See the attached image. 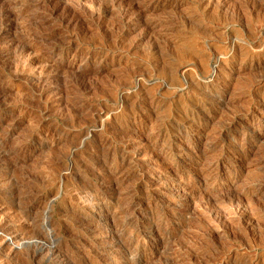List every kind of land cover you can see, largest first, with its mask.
<instances>
[{
  "label": "rangeland",
  "instance_id": "374dc122",
  "mask_svg": "<svg viewBox=\"0 0 264 264\" xmlns=\"http://www.w3.org/2000/svg\"><path fill=\"white\" fill-rule=\"evenodd\" d=\"M261 178L264 0H0V264H264Z\"/></svg>",
  "mask_w": 264,
  "mask_h": 264
},
{
  "label": "bare ground",
  "instance_id": "6f19581e",
  "mask_svg": "<svg viewBox=\"0 0 264 264\" xmlns=\"http://www.w3.org/2000/svg\"><path fill=\"white\" fill-rule=\"evenodd\" d=\"M128 2H129V1H128ZM105 4H106V3H105ZM130 7H131V6H130ZM124 11H125V10H124ZM128 11H129V9H128ZM4 20H5V19H4ZM14 21H15V20H14ZM15 43H18V42H15ZM9 45H10V44H9ZM15 45H16V44H14V48H13V49H17V48H15ZM20 45H21V44H20ZM17 46H18V45H17ZM17 46H16V47H17ZM19 47H20V46H19ZM28 48H29V47H28ZM28 48H27V49H28ZM30 48H31V47H30ZM13 49H12V50H13ZM24 49H25V48H24ZM17 50H18V49H17ZM19 50H20V49H19ZM29 50H31V49H29ZM20 51H22V53H23L24 50H20ZM25 51H26V50H25ZM26 52H27V51H26ZM14 54H15V53H14ZM24 54H25V52H24ZM24 54H23V55H24ZM205 74H206V73H205ZM168 83H169V82H168ZM115 91H116V90H115ZM123 100H124V99H123ZM179 131H180V130H179ZM173 132H174V131H173ZM177 132H178V130H177ZM15 161H16V160H15ZM201 176H202V175H201ZM261 179H263V178H261ZM263 180H264V179H263ZM112 185H113V184H112ZM86 194H87V193H86ZM87 195H89V194H87ZM93 198H94V196H93ZM95 198H96V197H95ZM99 199H100V198H99ZM88 200H90L89 197H88ZM92 200H93V202L95 201L94 199H92ZM92 200H91V201H92ZM99 204H100V203H99ZM96 205H97V204H96ZM96 205H94V206H96ZM100 205H101V204H100ZM105 206H107V205H105ZM225 207H226V206H225ZM102 208H103V207H102ZM225 209H226V208H225ZM227 209H228V208H227ZM236 210H237V209H236ZM96 211H97V210H96ZM96 211H95V213H96ZM106 211H107V209H106ZM21 213H22V211H21ZM19 214H20V213H19ZM27 214H28V213H27ZM97 214H98V213H97ZM106 214H107V213H106ZM213 214H214V213H213ZM215 214H216V212H215ZM45 215H46V214H45ZM108 216H109V214H108ZM112 216H115V214L112 215ZM21 217H23V216H21ZM21 217H20V218H21ZM99 217H100V216H99ZM212 217H213V216H212ZM214 217H215V216H214ZM217 217H218V215H217ZM20 218H19V219H20ZM100 218H101V217H100ZM107 218H108V217H107ZM112 218H113V217H112ZM215 218H216V217H215ZM242 218H243V217H242ZM21 219H22V218H21ZM251 220H252V219H251ZM46 221H47V220H46ZM46 221H45V222H46ZM81 221H82V220H81ZM48 222H49V221H48ZM34 223H35V222H34ZM49 223H50V222H49ZM79 223H80V222H79ZM81 223H82V222H81ZM86 223H87V222H86ZM127 223H128V222H127ZM74 224H75V223H74ZM74 224H73V225H74ZM84 224H85V223H84ZM122 224H123V223H122ZM124 224H125V223H124ZM124 224H123V225H124ZM47 225H48V224H47ZM126 225H128V224H126ZM6 226H7V225H6ZM37 226H38V224H37ZM88 226H89V225H88ZM88 226H87V227H88ZM124 226H125V225H124ZM2 227H3V226H2ZM83 227H84V226H83ZM5 228H7V227H5ZM51 228H52V227H51ZM123 228H125V227H123ZM20 229H21V228H20ZM90 229H91V228H90ZM157 229H158V228H157ZM53 230H54V229H53ZM86 230H87V229H86ZM121 230H122V229H121ZM152 230H153V229H152ZM13 231H14V230H13ZM19 231H20V230H19ZM51 231H52V230H51ZM119 231H120V230H119ZM122 231H123V230H122ZM2 232H3V231H2ZM17 232H18V231H17ZM25 232H26V231H25ZM41 232H42V231H41ZM53 233H54V232H53ZM156 233H157V232H156ZM15 234H16V233H15ZM32 234H33V233H32ZM152 234H153V233H152ZM159 234H160V233H159ZM161 234H162V233H161ZM164 234H165V233H164ZM4 235H5V234H4ZM20 235H21V232H20ZM35 235H36V234H35ZM37 235H38V234H37ZM37 235H36V237H37ZM42 235H43V234H42ZM44 235H45V234H44ZM9 236H10V235H9ZM29 236H30V235H29ZM32 236H33V235H32ZM39 236H40V235H39ZM46 236H47V235H46ZM49 236H50V235H49ZM151 236H152V235H151ZM169 236H170V234H169ZM5 237L8 238V235H6ZM5 237H4V238H5ZM22 237H23V236H22ZM26 237H27V236H26ZM30 237H31V236H30ZM30 237H29L28 239H30ZM0 238H1V237H0ZM4 238H3V239H4ZM43 238H44V237H43ZM168 238H169V237H168ZM3 239H2V240H3ZM17 239H18V235H17ZM20 239H21V236H20L19 240H20ZM32 239H33V238H32ZM35 239H36V238H35ZM35 239H34V240H35ZM158 239H159V238H158ZM165 239H166V238H165ZM5 240H6V239H5ZM5 240H4V241H5ZM10 240H11V242H12V239H10ZM39 240H40V239H39ZM42 240H43V239H41V240L38 241V242H41ZM0 241H1V240H0ZM15 241H16V240H15ZM162 241H163V240H162ZM2 242H3V241H2ZM2 242H1V243H2ZM116 242H117V241H116ZM160 242H161V241H160ZM3 243H4V242H3ZM7 243H9V242H7ZM7 243H6V244H7ZM12 243H14V242H12ZM36 243H37V241H36ZM41 243H42V242H41ZM113 243H114V242H113ZM121 243H122V242H121ZM14 244H15V243H14ZM14 244H12V245H14ZM33 244H35L34 241H33ZM115 244H116V243H115ZM161 244H162V243H161ZM38 245H39V244H38ZM38 245H37V246H38ZM40 245H41V244H40ZM112 245H113V244H112ZM118 245H119V244H118ZM120 245H121V244H120ZM7 246H8V245H7ZM37 246H34V248L37 247ZM127 246H128V245H127ZM121 247H122V246H121ZM124 247H125V246H124ZM37 248H38V247H37ZM51 248H52V247H51ZM53 248H54V247H53ZM53 248H52V249H53ZM115 248H116V247H115ZM118 248H119V246H118ZM125 248H127V247H125ZM47 249H49V248H47ZM127 249H128V248H127ZM3 250H4V249H2V246H1V244H0V253H1V251H3ZM35 250H36V249H34V252H35ZM43 250H44V249H43ZM57 250H59V249H57ZM121 250H122V249H121ZM44 251H45V250H44ZM47 251H48V250H47ZM52 251H54V250H52ZM126 251H127V250H126ZM126 251H125V252H126ZM45 252H46V251H45ZM48 252H51V251L49 250ZM54 252H55V251H54ZM58 253H59V252H58ZM114 253H115V252H114ZM47 254H48V253H47ZM51 254H52V252L50 253V255H51ZM63 254H64V253H63ZM112 254H113V253H112ZM54 255H55V253H54ZM56 255H57V254H56ZM58 255H59V254H58ZM64 255H65V254H64ZM119 255H120V254H119ZM46 256H47V255H46ZM52 256H53V255H52ZM52 256H51L50 259H52ZM59 256H60V255H59ZM60 257H61V256H60ZM62 257H63V256H62ZM145 257H146V256H145ZM70 258H71V257H70ZM76 258H77V257H76ZM63 259H64V258H63ZM83 259H84V258H83ZM87 259H88V258H87ZM52 260H53V259H52ZM56 260H57V259H56ZM75 260H76V259H75ZM47 261H48V260H47ZM59 261H60V260H59ZM68 261H69V260H68ZM70 261H71V260H70ZM73 261H74V260H73ZM80 261H81V260H80ZM85 261H86V260H85ZM87 261H88V260H87ZM87 261H86V263H87ZM49 262H50V261H49ZM65 262H66V261H65ZM62 263H63V261H62ZM78 263H79V262H78ZM128 263H129V262H128ZM70 264H71V263H70ZM72 264H73V262H72ZM74 264H75V263H74ZM126 264H127V263H126ZM129 264H131V263H129Z\"/></svg>",
  "mask_w": 264,
  "mask_h": 264
}]
</instances>
